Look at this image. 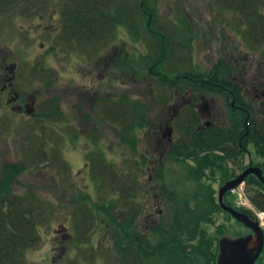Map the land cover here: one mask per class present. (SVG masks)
<instances>
[{"label":"rangeland","instance_id":"1","mask_svg":"<svg viewBox=\"0 0 264 264\" xmlns=\"http://www.w3.org/2000/svg\"><path fill=\"white\" fill-rule=\"evenodd\" d=\"M85 3L88 5L85 8L107 17L109 23L113 24L112 32L96 40L95 47L105 46L106 49L81 51L76 48L79 41L72 36H69V42L59 37L60 29H55V25L63 23L62 0H35L32 7L35 17L26 14L16 20L0 16V55L7 56L10 61L18 62L24 67L38 64L41 55L46 54L45 64L51 69L33 72L27 77L24 71L16 79L20 82L19 86L36 93L35 105L40 104L41 109L45 100L46 103L51 102V98L58 96L62 105L68 109L69 116L65 120L58 119V114L49 112L45 118L42 114L34 118L14 112L8 121L5 118L0 121V170L7 162L23 161L27 166L17 175L15 190L27 194L36 193L46 210L38 224L41 239L26 250L21 264H130V238L124 236L122 231L114 237L112 228L106 229L107 215L97 206L112 205L113 216L117 217L124 213L123 209L129 201L134 202L135 193L137 200L143 204L141 223L138 226L144 229H139L136 221L130 224L156 244L158 237L154 227L169 219L174 203L178 202L165 199L162 205L152 207L150 204L155 198L150 189L147 192L150 185L146 186V177L153 170L146 169L144 155L148 152L147 149H157L158 145L167 142L159 144L160 141L149 135L151 127H141V114L147 113L150 119L159 112L165 113L172 101L168 96L170 88L167 81L158 80V76L151 71H161L160 67L172 66L176 72L179 68L183 69L184 74L191 69L199 71L211 49L221 57L226 56L222 54H229L230 50L235 56H243L251 48L250 36L245 34L242 26L243 21H251L247 13L220 0H149L142 5V0H86ZM142 11L147 14L151 12L150 17L156 16L157 19L146 20ZM50 16L54 19L51 20ZM152 22L156 26V34L146 30L147 25ZM129 23L139 26L138 31L133 30ZM44 29H49L52 33ZM165 32L167 43L162 38ZM204 33L208 34L204 37ZM197 37L198 40L190 45L191 49L188 51V43ZM203 38L209 40L198 43ZM253 40L264 48V40ZM156 41L160 42V46ZM261 54L263 56L260 58L264 62V52ZM95 64L97 66L94 70L89 71ZM52 67L59 71V74L56 72L57 76ZM78 96L82 102H79ZM164 97L168 102L157 101V98ZM45 109L49 110L47 106ZM169 109L172 111L171 107ZM111 111L117 113L119 118H112ZM132 124L135 126L133 130ZM46 125L58 126L57 131L61 133L51 130H45L46 133L33 131L35 127ZM260 126H264V123ZM175 130L177 139L182 136L189 138L179 132V129ZM146 132L148 133L145 134ZM125 136L135 138L136 143L124 141ZM39 143L44 144L46 152L35 154V160H32L31 152ZM162 149H157V158ZM95 154H102L106 161L101 164L98 160L93 161ZM251 155L254 162L264 164L261 153L252 149ZM247 157L248 155L244 158L242 156L240 160L243 159L245 163ZM191 159L169 160L163 170L166 180H170L167 182L173 187L188 190L185 197H188L192 206L197 203L191 194L195 190L204 191L205 197L209 193L219 204L218 190L226 183L217 178L220 170L209 164L206 169L211 177H204L200 168L196 175H192L196 166L192 165ZM262 168L264 170V166ZM236 170L239 172L241 168L236 167ZM138 182L142 185L141 188H138ZM123 183L131 185L128 188L131 193L128 199H123L119 187H116ZM208 183L211 184L207 185ZM244 186L228 191L226 197L233 203L238 198L237 203L251 209L254 203ZM218 204L210 213L208 221L198 229L196 236H184L188 249L185 252L180 250V254L186 253L184 256L187 257L189 250H193V245L200 243L198 239L206 238L207 253L204 252L203 255L207 259H202L205 264H212L215 252L217 255L219 253L217 241L221 237L235 239L239 235L250 233L244 224L238 223ZM231 205L234 206L232 203ZM160 207L162 214L158 213ZM259 212L254 210V213ZM86 214L90 225L85 231H79L76 220L83 221ZM117 239L123 247L115 246ZM150 248L154 252L155 247ZM126 251L129 255L125 254ZM152 252L150 258L156 259ZM174 263L185 262L176 258ZM139 264L146 262L141 261ZM214 264H217V258ZM252 264H264V248Z\"/></svg>","mask_w":264,"mask_h":264},{"label":"trees","instance_id":"2","mask_svg":"<svg viewBox=\"0 0 264 264\" xmlns=\"http://www.w3.org/2000/svg\"><path fill=\"white\" fill-rule=\"evenodd\" d=\"M79 1L84 3H81L73 8L68 7V4H66V10L65 8L63 9V11L65 10L64 14L67 18V21L64 25L65 27H68L70 21L69 18L71 16V23L74 24H77V20L82 22H84L85 20V22L81 25L80 23H78L79 25L77 24L76 28L74 29V33H71L69 36H72L73 38L77 36V39L80 41H84L88 36L93 41H96L100 39L103 35H108V32H112L113 24L109 23L107 17H102L100 13H95L91 9L85 8L88 6L85 3L86 0ZM220 1L222 3H227L228 5H231L232 7L236 8L239 11H242L243 13H247L251 21H244V23H242V26L247 34L252 35V33L256 34L264 31V16H262L264 15V0ZM34 2L35 0H0V16H7L11 19H17L16 16H21L25 14L32 15V13L35 12V10L32 9V7H34ZM262 7L263 10H261ZM85 9L89 11H85ZM139 9L141 11V6ZM142 13H144V15L146 16V20H151L154 18L150 17L151 12L147 14L146 12L142 11ZM155 19H157L156 16L153 20L155 21ZM130 27L135 31H138L139 29V26L136 25H130ZM147 27L148 28L146 30H151L150 32L152 34L157 33V30L155 29L156 26H154L153 22L150 25H147ZM69 36L67 38L68 42ZM160 69L161 71L151 72L156 74L158 76V80H161L163 82H168L170 81V79H172L175 80L173 82L177 84V82L183 79L184 77L185 71H182L183 69L181 68H179L181 72H179V70H177L178 72H176V69H173V66L167 68L160 67ZM189 74L192 77H197L194 82H196L198 78H202L200 71H198L197 69H191ZM171 87L173 86L171 85ZM173 92L174 91H171L170 89V94L168 96H171V93ZM50 100L51 104H53L54 98ZM157 101L168 102L166 97L157 98ZM48 112H52V114L54 115L56 113V115L58 114V118L65 119L62 110L58 111L57 113V111H55V109H53L52 107L51 110L44 109L42 111V114H48ZM111 113L112 118H119V115L117 113L113 111H111ZM239 113L240 112L235 113L236 119H238ZM141 118L142 119L140 121V125L142 128H149L152 126L151 117L149 119L147 113L142 112ZM237 121L238 125H240V123L245 125L246 121H248L247 115L244 113L241 119ZM134 128L135 126L132 124L131 129L133 130ZM261 131H263V129H261L260 132ZM185 135L189 136V138L186 136H182L181 138L177 139L175 142L176 145L172 146L169 149L168 153L171 154L173 156V159L177 161H187V158H192L190 161L193 164H191L196 166L194 169L195 173L193 172L192 175H196V172L200 169V172L204 176L210 175V172H208L206 169L207 165L209 164L214 165V167H217L220 170L219 174L222 177L221 182H225L236 174V171L234 170L235 168L229 166L227 161L221 162L219 160V155L216 153L207 157H201L200 159L198 157L197 159V153H199V150L201 149L200 143L214 141L217 137L215 132H208L201 135L193 126L189 129L187 133H185ZM250 137H252L256 141V151L261 153L262 156H264V148L261 145V147H259L257 141L263 139L264 135L252 132L250 134ZM123 140L128 142L129 144L136 143L135 138L129 139L127 136H125ZM45 152L46 148L44 147V144L39 143L37 147H35L34 151L31 152L32 160H35V154H41ZM145 157L146 155H144V158ZM92 160H98L100 164L106 161L102 154H95L92 157ZM143 162H146V159H143ZM237 163L239 165V162ZM26 166L27 165L23 161H13L5 163L0 170V264H21L26 250L31 246L37 244L39 239H41L38 224L40 218L44 216V212L46 210L43 203L40 202L42 201L40 199V196L34 192H32V194H27L20 191H16L14 187L17 175L23 169H25ZM64 167H67L66 164H64ZM162 171L163 169L160 170V173H163ZM202 183L204 184L205 181ZM210 184L211 183H208L207 185ZM124 185V187H121L119 184H117L116 187H119V192L123 194V199H125V197L128 199L131 196V193L128 189L131 187V185L128 187L126 184ZM245 185L250 200L258 209L264 210V183L260 180L258 176L254 174H249L245 179ZM211 188L213 187L211 186ZM164 191L166 192V199H170L172 202L177 201L178 203H174L173 212L170 215L169 219L164 222V224L156 225L154 227V231L156 232L158 237L156 244L148 240L146 238V235L139 231L135 226L130 224L135 221V218L140 215V212L143 209V204H141L135 196L136 193L134 194V202H131L132 200H128L130 203L127 202L128 205L125 209H123L126 216L119 214V216L117 215V217H114V212L111 208L112 205L102 204L97 206V208L100 211H104V213L107 215L108 221L106 222L105 220V222L111 226L113 230L112 234L114 237L119 235V231H122L124 232L122 233L124 236L130 238L129 240H131V246L129 247L130 250L128 249L129 252L132 254L131 261L129 262L130 264H139V262L141 261H145L146 264H158L159 261V264H175L174 262H176V258L182 259V261L184 260L185 263L183 264H197V262L205 264L206 262L204 259H207V257L203 254L204 252H206V238L198 239L200 243H195L193 245L194 248L193 250H189L187 257L184 256L186 255V253L180 254V252H182L180 250L184 251L185 249H188V246L185 244L184 236L187 234H193L194 236H196L198 229L203 223L208 221V218L211 217L210 213L215 210L218 203L214 201V196L212 197V195H210L209 193L205 197L204 191L198 192L199 190H195L191 191V194H193V197H195L197 203L196 206H192L189 203L188 197H185V194L189 192L188 190L182 187H167L166 182ZM238 208H240L242 211L247 212L249 215L255 217V214L251 209H248L246 207ZM88 221L90 220L88 219L87 214L83 221L79 219L76 220V226L78 229H80L79 231H82L83 229V231H85V229L90 225ZM81 225H83L82 228L80 227ZM115 243V246L123 247L118 239L115 240ZM151 246L155 247L154 252H152L153 249L150 248ZM216 250L218 251V248ZM129 252L126 251L125 254L129 255ZM150 252L154 253L155 257L157 258L151 259L150 257L152 256ZM213 257L214 261L212 262V264L215 263V259L217 258L216 252Z\"/></svg>","mask_w":264,"mask_h":264},{"label":"flooded vegetation","instance_id":"3","mask_svg":"<svg viewBox=\"0 0 264 264\" xmlns=\"http://www.w3.org/2000/svg\"><path fill=\"white\" fill-rule=\"evenodd\" d=\"M148 1L149 0H142L141 5ZM66 4H68V7L73 8L81 4V2L79 0H62L63 9ZM62 12L64 16L63 23L60 25L56 24L55 29L59 27V37L65 41L71 33H74L77 24L80 23L81 25L84 22L77 20V24L71 23V16L69 18L68 27H65L64 25L67 18L64 14L65 10H62ZM35 15L34 12L31 16L35 17ZM39 16L41 17L42 14ZM50 17L51 20L54 19L53 16ZM54 24H51V26L53 27ZM44 30L52 33L49 29ZM263 32L264 31L256 34L252 33V35L245 33L250 36L249 43L251 48L243 55L244 58L241 55L235 56L234 52L231 50L229 54H222L226 56L218 57V53H214L215 51L211 49L204 59V62L201 63L200 69L198 68L202 75L201 79L198 78V80L194 82L197 77H192L189 73H185L183 79L178 81L177 84H175L173 82L175 80L172 79H170L171 82L168 81L170 83L167 82L168 86H178L180 90L175 89V93H171L170 97L172 101L168 105L169 108H172V111L168 108L165 113L164 111L157 114L154 112L153 114L155 115L151 118L152 126L151 130H149V135L154 136L157 141H160L158 142L159 144H161V142H167L166 144L158 145L157 149L163 148L158 158L155 156L157 149L154 148L150 151L147 149L148 152L145 157L146 169L150 168V170H153L150 171L149 176L146 177L148 182L146 186L150 185L149 188L146 187L147 192L150 189L155 198V201L150 204L152 207H155V205H162L165 201V182L167 187L176 188L167 182L170 180H166L165 174L160 173L161 169H165L164 166L168 164L169 160L173 159V156L169 154L168 151L172 146L176 145L177 130L175 129H179V132L182 134L187 133L193 126L201 135L208 132H215L217 136L216 140L208 144L200 143L201 149L199 150L200 152L197 153V159L198 157L200 159L201 157H207L216 153L219 155V160L221 162L227 161L229 166L235 168L234 170L237 175L250 165L259 167L264 173L262 168L264 164H259L257 161L254 162L252 159L251 152L252 149L256 150V141L250 137L252 132L264 135V126H260L264 123V62L263 58H260L263 56L261 52H264V48L259 47L256 41L254 42L253 40L254 38L256 40H264V37H261ZM207 34L208 33H204L203 36L205 37ZM162 38L167 43L166 32L162 34ZM168 38L169 44L171 36ZM74 39L77 42L79 41L76 48L81 49V51H91L97 48L95 47L96 41L92 40V42L88 36L84 41L77 40V36H75ZM196 40H198V37L190 41V44L188 43V51L191 49L190 45H194ZM207 40H209V38H203L198 43H203ZM156 43L159 44L158 41H156ZM254 43L256 46H254ZM39 46L44 47V44L42 43V46L39 44ZM100 49L106 48L103 46L96 50ZM48 56L47 53V57ZM45 59L46 54H42L38 64H31V66L24 65V67H21L22 64L10 61L9 57L0 55V121L3 118L8 121L14 112L36 118L39 114H42L45 106H47L49 110L53 107L57 113L62 110L65 119H68V109L62 105V101L58 96L54 97L53 104L49 101L46 103L45 100L41 109L40 104L35 105L36 93L32 90L21 88L19 86L20 82L16 81L17 77L24 71L26 77L30 76L33 72L40 73V71H45L46 69L51 71L49 65L45 64ZM96 66L97 64L92 65L89 71H93ZM53 69L54 75L57 76L59 71L55 68ZM78 98L79 102H82L81 97L78 96ZM72 109L71 107V111ZM66 111L67 113L65 114ZM237 112H240L238 119H236L235 115ZM244 113L247 115L248 121H246L245 125L241 123L238 125L237 120L241 119ZM46 115L47 114H42L43 118H45ZM35 128L33 129L35 133H46L45 130H51L57 134L61 133L57 131L59 128L58 126L47 125L45 127L36 128L37 130H35ZM261 129H263V131L260 132ZM150 131H152V133ZM147 133L148 132L145 134ZM263 139L257 141L258 145L264 148ZM247 155V161L243 163V159L240 160V158H242V156L244 158ZM237 162H239V165ZM236 167L241 168V170L237 172ZM157 168L159 169L157 170ZM236 174L233 177H235ZM204 177L211 176L206 175ZM217 178L220 181L222 180L221 176ZM139 185V188H141L142 185L140 183ZM120 186L124 187L125 185L123 183ZM128 186L130 185H127V187ZM227 193L228 191L225 194ZM227 198L228 197L225 199L227 200L226 203L231 205V201ZM158 213L162 214L161 207L158 209ZM122 215H125V212L122 213ZM135 221L137 226L138 223H141L140 215L135 218ZM138 228L144 229L140 226H138ZM147 228L150 227H146V229ZM106 229L111 230V226L108 223H106Z\"/></svg>","mask_w":264,"mask_h":264},{"label":"water","instance_id":"4","mask_svg":"<svg viewBox=\"0 0 264 264\" xmlns=\"http://www.w3.org/2000/svg\"><path fill=\"white\" fill-rule=\"evenodd\" d=\"M257 175L264 183V174L259 167L248 166L243 172L227 181L219 188V202L222 208L231 214L242 224L249 227L251 232L247 235H239L233 239L223 236L219 239V253L217 264H252L254 263L264 248V229L259 221L245 212L235 209L226 204L224 194L231 188L242 183L249 174Z\"/></svg>","mask_w":264,"mask_h":264},{"label":"built area","instance_id":"5","mask_svg":"<svg viewBox=\"0 0 264 264\" xmlns=\"http://www.w3.org/2000/svg\"><path fill=\"white\" fill-rule=\"evenodd\" d=\"M259 215L261 218L264 217V212H260Z\"/></svg>","mask_w":264,"mask_h":264},{"label":"bare ground","instance_id":"6","mask_svg":"<svg viewBox=\"0 0 264 264\" xmlns=\"http://www.w3.org/2000/svg\"><path fill=\"white\" fill-rule=\"evenodd\" d=\"M92 18H93V17H92ZM262 218H264V217H262ZM262 221H263V222H261V223L264 225V219H262Z\"/></svg>","mask_w":264,"mask_h":264}]
</instances>
